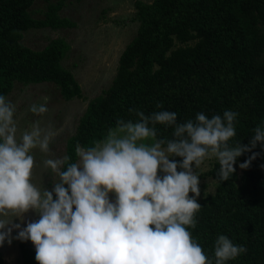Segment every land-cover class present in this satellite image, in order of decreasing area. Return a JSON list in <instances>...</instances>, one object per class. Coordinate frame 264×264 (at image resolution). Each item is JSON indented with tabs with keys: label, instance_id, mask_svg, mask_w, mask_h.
Masks as SVG:
<instances>
[{
	"label": "trees",
	"instance_id": "1",
	"mask_svg": "<svg viewBox=\"0 0 264 264\" xmlns=\"http://www.w3.org/2000/svg\"><path fill=\"white\" fill-rule=\"evenodd\" d=\"M44 1L43 17L35 19L30 12L35 0H0V95L7 98L16 83H52L64 101L83 99L80 85L62 65L71 50L65 39H52L38 51L21 43L29 29L75 27L60 16L64 0ZM134 7L136 35L120 54L109 87L88 101L66 141L64 155L75 162L77 143L91 146L109 127H115L118 118L135 121L129 109L145 115L175 112L177 123L195 121L197 113L211 118L231 110L239 115L236 136L229 144L247 145L254 129L264 127V0H152L136 1ZM156 128L157 138H173L172 127L158 124ZM253 153L259 155L248 169H241L239 165ZM262 165L264 149L258 144L237 158L236 171L228 180L219 179L215 159L198 174L200 180L211 179L214 191L205 193L207 184L200 185L197 202L201 208L195 228L188 230L213 264L214 243L221 234L247 248L226 264H264ZM18 248L21 264H38L30 240H18Z\"/></svg>",
	"mask_w": 264,
	"mask_h": 264
},
{
	"label": "clouds",
	"instance_id": "2",
	"mask_svg": "<svg viewBox=\"0 0 264 264\" xmlns=\"http://www.w3.org/2000/svg\"><path fill=\"white\" fill-rule=\"evenodd\" d=\"M49 99L42 97L29 111L47 114ZM129 112L135 121L118 118L91 146L77 143L75 162L68 155L44 159V168L59 177L49 190L33 182V150L47 155L59 131L38 120L20 130L16 105L0 95V245L11 244L17 229L14 239L32 242L38 264H213L188 230L195 228L201 208L200 176L194 168L215 159L219 179L228 180L238 157L258 144L264 149V127L254 129L247 145L230 146L237 112L211 118L197 113L195 121L183 123L166 110ZM158 124L172 127L173 138H157ZM258 155L239 167L248 169ZM29 211L39 219L23 228L14 222ZM246 252L226 235L215 240V264Z\"/></svg>",
	"mask_w": 264,
	"mask_h": 264
},
{
	"label": "rangeland",
	"instance_id": "3",
	"mask_svg": "<svg viewBox=\"0 0 264 264\" xmlns=\"http://www.w3.org/2000/svg\"><path fill=\"white\" fill-rule=\"evenodd\" d=\"M59 0H50L51 3ZM136 1L149 3L152 0H64L60 16L76 25L72 29L52 31L46 29H29L23 33L21 43L32 49L41 50L55 38L65 39L71 50L63 59L62 65L69 70L82 90L83 99L64 101L58 88L52 83L23 86L16 83L6 100L16 105L14 119L20 130L30 128L39 121L42 127L49 124L59 131L50 144V152L45 155L38 149L33 150L37 167L33 169V182L44 184L49 190L59 177L45 169L43 160L64 156L67 139L74 134L79 118L83 115L88 101L101 95L111 84L115 76L117 62L126 45L136 35L138 22L133 20ZM46 10L44 0H35L30 9L35 19H41ZM49 97L48 113L36 116L29 111L30 105L42 103V97ZM212 160H206L200 168H194L199 174L207 170ZM207 184L203 192H213L211 179L200 180V185ZM201 189V188H200ZM111 195V194H110ZM38 215L34 211L25 213L23 219L14 218L15 223L25 227L27 222L35 221ZM19 230L13 229L12 243L7 240L0 245L3 264H21L18 239H14Z\"/></svg>",
	"mask_w": 264,
	"mask_h": 264
}]
</instances>
